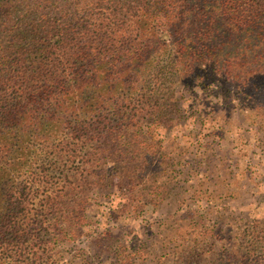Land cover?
<instances>
[{
    "label": "trees",
    "instance_id": "obj_1",
    "mask_svg": "<svg viewBox=\"0 0 264 264\" xmlns=\"http://www.w3.org/2000/svg\"><path fill=\"white\" fill-rule=\"evenodd\" d=\"M213 86L264 133V0H0V264H63L97 198L168 178L158 133ZM187 228L179 264L201 253Z\"/></svg>",
    "mask_w": 264,
    "mask_h": 264
},
{
    "label": "rangeland",
    "instance_id": "obj_2",
    "mask_svg": "<svg viewBox=\"0 0 264 264\" xmlns=\"http://www.w3.org/2000/svg\"><path fill=\"white\" fill-rule=\"evenodd\" d=\"M188 91L180 93L182 122L157 137L172 165L168 178L155 173L149 189L134 194L114 189L97 198L87 212L85 236L63 264H121L124 251L137 249L142 256L129 261L179 264L170 251L179 244L173 236L183 225L185 234L196 228L200 236L193 245L201 253L191 264H242L243 248L264 228V133L247 125L236 103L222 98L217 87ZM130 217L144 218L140 235L123 222Z\"/></svg>",
    "mask_w": 264,
    "mask_h": 264
},
{
    "label": "clouds",
    "instance_id": "obj_3",
    "mask_svg": "<svg viewBox=\"0 0 264 264\" xmlns=\"http://www.w3.org/2000/svg\"><path fill=\"white\" fill-rule=\"evenodd\" d=\"M124 223H127L129 225H131L132 227L136 228L137 231H136V235H140V232H139V228H140V225L144 222V218L143 217H137L136 219H132L131 217L128 218L127 220L123 221ZM127 240H130L131 237H126Z\"/></svg>",
    "mask_w": 264,
    "mask_h": 264
}]
</instances>
